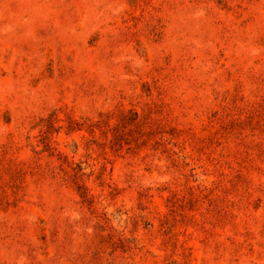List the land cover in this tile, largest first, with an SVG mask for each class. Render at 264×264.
Segmentation results:
<instances>
[{"label": "rangeland", "instance_id": "1", "mask_svg": "<svg viewBox=\"0 0 264 264\" xmlns=\"http://www.w3.org/2000/svg\"><path fill=\"white\" fill-rule=\"evenodd\" d=\"M0 264H264V0H0Z\"/></svg>", "mask_w": 264, "mask_h": 264}]
</instances>
